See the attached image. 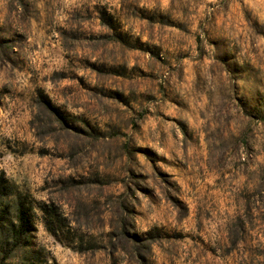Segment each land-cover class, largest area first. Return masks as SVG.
Wrapping results in <instances>:
<instances>
[{
  "label": "rangeland",
  "instance_id": "obj_1",
  "mask_svg": "<svg viewBox=\"0 0 264 264\" xmlns=\"http://www.w3.org/2000/svg\"><path fill=\"white\" fill-rule=\"evenodd\" d=\"M0 264H264V0H0Z\"/></svg>",
  "mask_w": 264,
  "mask_h": 264
},
{
  "label": "trees",
  "instance_id": "obj_2",
  "mask_svg": "<svg viewBox=\"0 0 264 264\" xmlns=\"http://www.w3.org/2000/svg\"><path fill=\"white\" fill-rule=\"evenodd\" d=\"M25 214V213H23ZM22 219V217H21ZM23 220V219H22ZM13 234L15 236V242L18 243L21 241V239L23 238V235H24V231H23V224H19L18 226L17 225H13Z\"/></svg>",
  "mask_w": 264,
  "mask_h": 264
}]
</instances>
